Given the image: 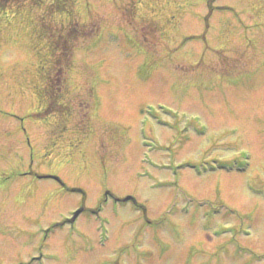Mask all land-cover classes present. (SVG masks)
Masks as SVG:
<instances>
[{"label": "rangeland", "instance_id": "1", "mask_svg": "<svg viewBox=\"0 0 264 264\" xmlns=\"http://www.w3.org/2000/svg\"><path fill=\"white\" fill-rule=\"evenodd\" d=\"M0 26V264H264V0H12Z\"/></svg>", "mask_w": 264, "mask_h": 264}, {"label": "trees", "instance_id": "2", "mask_svg": "<svg viewBox=\"0 0 264 264\" xmlns=\"http://www.w3.org/2000/svg\"><path fill=\"white\" fill-rule=\"evenodd\" d=\"M12 0H0V9H4L6 6H8V4H10ZM63 1V0H62ZM39 25V24H37ZM40 28V30H42V27L39 25L38 26ZM44 28L46 29L47 27L44 26ZM39 30V33L41 34V31ZM68 31V30H67ZM59 34H60V31H58ZM65 33L63 34H60L58 35V33H56V36L59 37V36H62L64 35ZM41 36V35H40ZM42 37H39L38 39H40ZM40 42V41H39ZM49 44V43H48ZM53 45V44H52ZM50 56V55H49ZM51 64H52V61H51ZM45 65V64H44ZM45 67V66H43ZM51 72H49V77H48V81L46 83V85L43 87V92H44V96H43V103H42V108L45 107V104L47 102V99H49V95H52V91H51V87H52V76L50 74ZM46 108V107H45Z\"/></svg>", "mask_w": 264, "mask_h": 264}]
</instances>
